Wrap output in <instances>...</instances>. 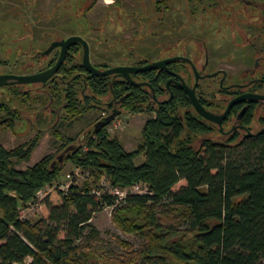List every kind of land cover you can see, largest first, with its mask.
Wrapping results in <instances>:
<instances>
[{
	"label": "trees",
	"instance_id": "trees-1",
	"mask_svg": "<svg viewBox=\"0 0 264 264\" xmlns=\"http://www.w3.org/2000/svg\"><path fill=\"white\" fill-rule=\"evenodd\" d=\"M81 58L80 45L73 46L59 71L55 102H67V118L75 120L92 108L88 94L121 98L125 113L152 116L130 152L107 128L76 144L53 126L49 131L65 155H47L18 170L15 161L30 160L44 131L12 150L0 145V264H26L27 259L29 264H264V131L224 134L196 113L183 89L171 85L168 93L165 72L133 75V81L149 82L156 96H168L152 106L144 87L120 76H89ZM184 67L183 62L172 65L179 74ZM254 108H248L244 123L251 124ZM259 122L264 126V116ZM138 158L143 162L136 164ZM64 163L87 173L86 180L47 196V215L40 220H22L21 209L60 180ZM104 177L122 189L146 183L152 194L131 195L116 205V197L100 191ZM106 207H113L111 220L121 232L141 239L139 249L116 240L122 256L100 259L92 247L80 244L83 238L98 240L90 222Z\"/></svg>",
	"mask_w": 264,
	"mask_h": 264
},
{
	"label": "flooded vegetation",
	"instance_id": "flooded-vegetation-1",
	"mask_svg": "<svg viewBox=\"0 0 264 264\" xmlns=\"http://www.w3.org/2000/svg\"><path fill=\"white\" fill-rule=\"evenodd\" d=\"M106 2L111 4L106 7L108 13H113L117 10V14H122L120 15L119 21H116L115 18H112V16L108 14L101 19L100 24L103 25L104 23H107L108 20H111L112 22H109L112 25L116 24L113 30L117 34H123L125 30H127V18L130 16H135L136 19L137 14L139 12L141 13L140 9L139 12H133L131 15H128L122 12V7L118 0H106ZM189 3L187 1V5L185 6L187 12L188 7L190 11V15L187 18L193 19V22L185 24L183 21H181L182 23H178L179 25H182V29L186 30L185 34H188L189 36L186 35L184 39H179L175 43V45L182 43L181 47L185 51L183 54L179 56L170 55L168 53L169 49L172 48V44L167 40V37L168 39L171 38L173 30L178 31L179 26H174L172 23V9L168 5V0H154L152 7L153 14H150L148 19L147 17H138V19H136L139 23L142 18L149 22V40H152L149 44V47H143L142 50L137 48L138 45L136 44L142 38V31L138 30V28L134 31V43L136 44L128 48L129 51L127 56L124 54H120L121 56L117 55L118 58L120 56L127 62L118 67L123 66L137 68L145 67L147 65L165 61L174 57L187 58L191 61V63L186 61H178L184 63L185 67L183 68V74H179L175 71V69H172V65L177 63L175 62L167 64L166 68L164 69L158 68L155 70L131 74V81H128L120 74H112L109 76H120L131 85L144 87L146 92L151 96L152 106L163 104L168 100V96H156V93H153V89L151 88L152 86L149 84V82H140L139 80L133 81V75L138 76L144 73L165 72L167 75H169V78L165 83V88L167 89L168 93L170 92L171 85L181 88L179 84L184 82L189 88H195V95L199 102L200 99H202V105L208 111L214 114L224 113L228 104L233 99H236L242 95L252 94L264 96V0H195L190 1ZM216 15L221 16V18L224 20L223 24L217 20ZM216 21L218 24L228 27L225 29L224 26V29L230 31V34L236 39L234 43L231 42L232 46H230V52L228 51V53L232 54L233 57H237V62H234L233 64L235 67H238V71L235 73L216 67V65L214 66V70L211 73L205 71L204 67L208 63L207 59H209L211 56L209 53V45L213 44V48L216 47L214 35L218 30L217 24L216 28L212 26L206 27V25L213 23L215 25ZM158 29H160L159 33H157ZM213 29L217 30H214L213 32ZM77 36L81 37L88 43L90 61L93 50V44L91 41H95L97 43L98 41L108 42L102 26L92 25L91 23H87L85 30L82 31V35ZM67 38L58 36L54 39V41L46 44V46H44L42 49L40 48L41 46L36 47L35 52H33V45H30L24 54H22V52L19 50L16 51V60L13 63L16 71L15 73L11 74L18 76L33 75L50 69L57 62L61 52V47L57 46L51 50L50 48L53 44L61 43ZM23 39V37L17 38L18 42L23 41ZM44 39V35H42V39L37 41V45H43L45 43ZM189 42L195 46H191L192 48L189 47V44H186ZM227 44L223 43V45ZM76 45H80L81 47V61L83 65V47L81 44L72 45L68 49V52L73 46ZM216 49L219 48H215V52H217ZM29 50H32L33 53L31 54ZM24 57H26L25 60L23 59ZM93 62L91 61V64L99 70L115 68H110L106 62L103 64H101V62ZM140 62L141 64H139ZM2 63L7 64L8 62L4 61ZM103 65H107V68H103ZM194 69L196 70L198 76ZM59 71L45 83L0 85L5 86L9 90L10 96H16V100L18 101V106H14L11 104L10 97L9 103L0 105V129L4 128L10 133H16V130L24 126L28 132L35 131V136L41 130L45 131L48 128L57 126L60 122V119L62 118L60 111H64V108L67 106V102H64L63 104H56L55 102V95L59 92V86L56 85L60 81ZM85 72L89 74L86 69ZM176 75L179 76L182 81L177 78ZM89 76L92 75L89 74ZM77 84H82V81L78 80ZM28 85L31 86V89H26ZM38 85L41 87H37ZM204 86L206 88H204ZM184 92L186 93L185 90ZM41 95H46L47 98L41 100ZM169 95L170 100L172 94ZM88 97L91 100L92 108L87 113L97 112L98 117L93 123L92 128L79 136L76 144L82 143L85 137L91 133L95 135L104 128L108 129L109 125H111L118 117L125 113L124 109L121 107V98L118 100L117 98L111 99L110 97H104L101 100L92 96V94H88ZM218 104H223L224 107L219 109L216 106ZM251 106H255L254 115L257 110H262L264 116V100H258L254 102L247 99L238 101L232 106L227 118L222 122L221 127L215 123L212 124L224 134L233 129V131H241L242 134L248 135L253 130V121L251 124H246L244 123L243 119L248 111V108ZM234 108H237L236 113L231 115V112ZM58 109L60 110L57 112ZM46 114H48L51 119L53 117V120H50L51 122L49 121V123H51L50 126L47 128L44 127V124L46 123ZM112 115H115V117L110 123L101 128H96L97 124L102 123L107 117ZM10 119H12V121H10ZM251 120H253V118ZM227 126L229 129L225 131L224 129ZM262 131H264V126L252 133Z\"/></svg>",
	"mask_w": 264,
	"mask_h": 264
},
{
	"label": "rangeland",
	"instance_id": "rangeland-1",
	"mask_svg": "<svg viewBox=\"0 0 264 264\" xmlns=\"http://www.w3.org/2000/svg\"><path fill=\"white\" fill-rule=\"evenodd\" d=\"M153 1L154 0H118L122 7V12L125 14L131 15L133 12H139L141 9V13L139 12L137 14L136 19H138V17H147L148 19L150 14H153ZM187 1L189 3L190 1L195 0H168V5L172 9V23L174 26H179L178 31L173 30L171 38L168 39L167 37V40L172 44V48L168 51L170 55L180 56L185 52L181 47L182 43L177 45H175V43L179 39H184L186 35L189 36L188 34H185L186 30L182 29V25L178 24L181 21L185 24L193 22V19L187 18L190 15L189 7L188 12L185 8ZM108 5L111 4H108L106 0H98L95 4H93V0H0V75H13L11 73H15L16 68H14L13 63L16 60V51L19 50L24 54L30 45H33V52H35L36 47L41 46L40 48L42 49L46 44L51 43L58 36L69 38L71 36L82 35V31L85 30L87 23L102 26L105 36L108 39V42L98 41L97 43L91 41L93 44L91 61H95L96 63L101 62V64L106 62L110 68L118 67L127 63L124 58L120 57V54L127 56L129 51L128 48L136 44L134 43L135 29L139 28L138 30L142 31V38L137 42L136 45H138V47H136L138 49L140 48V50H142L143 47H149V44L152 41L149 40V22L142 18L139 23L138 20L135 19V16H130L126 21L128 27L127 30H125L123 34H117L113 30L116 24L112 25L109 22L111 20H108V22L103 25L100 24L101 19L108 14L111 15L112 18H115L116 21L120 20V15L122 13L117 14V10L113 13H108L106 10ZM216 18L221 24L224 23L221 16L216 15ZM216 24L218 30L213 29V32L214 30H217V33L214 35L216 40L215 48L219 49H216L217 52H215L213 44L209 45V53L211 56L207 59L208 63L204 67L205 71L211 73L216 65V67L235 73L238 71V67H235L233 64L234 62H237V57H233L228 51L236 39L230 34V31L225 30L228 27L218 24L217 21L215 25L214 23L207 24L206 27L212 26L216 28ZM157 31V33H159L160 29ZM42 35H44L45 43L43 45H37V41L42 39ZM19 37H23V41L18 42L17 38ZM223 43L228 44L223 45ZM186 44H189V47L195 46L191 42ZM29 52L31 54L33 53L32 50H29ZM117 55H120L119 58ZM23 59L25 60L26 57ZM4 61L8 63H2ZM37 87L41 86L38 85ZM204 88L206 87L204 86ZM26 89H31V86L28 85ZM10 97L9 90L5 86H0V105L9 103ZM16 98V96L11 97V104L14 106H18ZM60 113L62 118L57 125L58 129L67 138L76 139V143L79 136L92 128L93 123L98 117L97 112H90L83 114L74 120L67 118L63 110H61ZM151 116L152 115L147 113H124L108 126L109 128L107 131L111 136L118 138L124 149L127 152H130L138 143L140 131ZM261 116H263L262 110H257L252 123V132L259 130L263 126L262 123L259 122ZM45 120L46 123L44 124V127L47 128L50 126L51 123H49V121L53 120V117L51 119L50 116L46 114ZM49 129L50 128L43 132L44 135L33 151L29 161L22 163H16L15 161L16 169L25 170L47 155H54L55 157L65 155V152H62V149L60 148V143L56 141ZM227 129H229L228 126L225 128V131ZM34 134L35 131L28 132L24 126L16 130V133H10L2 128L0 129V145L7 150H12L21 144L28 142L34 137ZM213 137L217 140L223 139L219 136ZM199 140H201L199 136L195 137V146H199ZM61 161L63 162V157L61 158ZM142 162L143 158H138L136 160V164ZM63 167L64 169L61 173L60 180L52 186H47L42 189L44 192L43 194L36 196L33 203L21 209L20 218L22 220L38 221L42 216H46L47 207L44 202L46 195H50V193L57 190L59 186L65 185L67 182V175L72 174L75 177L74 183L76 184H81L86 180L87 173H80V168L76 169L71 163H64ZM107 183L109 182L105 177L101 179V192L106 193L105 185H107ZM180 185H182L181 182L177 187ZM54 199L55 198L51 200L53 201ZM111 215L112 210L110 208H105L94 214L90 223L99 232L98 240L90 242L88 238H83L80 241V244L83 246L92 247L91 252L100 259H116L117 257L122 256L123 250L117 245L116 240L125 241L131 244L136 250L139 249L142 244L141 239L136 235H128L121 232L112 223ZM30 262L31 259H27L25 263L29 264Z\"/></svg>",
	"mask_w": 264,
	"mask_h": 264
},
{
	"label": "water",
	"instance_id": "water-1",
	"mask_svg": "<svg viewBox=\"0 0 264 264\" xmlns=\"http://www.w3.org/2000/svg\"><path fill=\"white\" fill-rule=\"evenodd\" d=\"M75 44H81L83 47V65L86 69V71L91 74L94 77H106L112 74H120L124 76L128 81H131V74H137L149 70H155V69H164L166 68L167 64L175 63L178 61H186L188 63H191V61L187 58L183 57H174L170 58L165 61L161 62H156L150 65H147L145 67H115L111 68L108 70H99L95 68L90 61V51H89V46L88 43L82 39L79 36H71L64 40L61 43L53 44L50 50L54 47L60 46L61 47V52L59 55V58L55 65L51 67L50 69L36 73L33 75H23V76H18V75H0V85H16V84H32V83H45L47 80H49L52 76H54L60 69L61 65L63 64L66 54L68 52V49ZM195 70V69H194ZM196 72V70H195ZM197 74V72H196ZM198 76V74H197ZM177 78H179L181 81L182 79L176 75ZM198 79V77H197ZM179 86L184 89L187 93V96L189 100L192 103L193 108L195 109L196 113L202 117L204 120L215 123L218 126H222V122L227 118L232 106L238 102V101H243V100H251V101H258V100H264V96H257V95H252V94H246L242 95L236 99H233L227 106L226 110L222 114H214L210 111H208L197 99L195 95V88H189L184 82H181ZM60 109L57 110V112ZM115 115H112L110 117H107L102 123L97 124L96 128H101L103 126H106L108 123H110L114 119ZM1 124V122H0ZM251 135V134H249Z\"/></svg>",
	"mask_w": 264,
	"mask_h": 264
},
{
	"label": "built area",
	"instance_id": "built-area-1",
	"mask_svg": "<svg viewBox=\"0 0 264 264\" xmlns=\"http://www.w3.org/2000/svg\"><path fill=\"white\" fill-rule=\"evenodd\" d=\"M80 173H81V171H80ZM66 178H67L66 179L67 180L66 184L59 186V188L57 190L66 192L68 190V188L70 187V185L74 184L75 177L72 174L71 175H67ZM105 187H106L105 188L106 189V194H108L110 196H114V197L117 198L116 205L119 204L120 202H122L124 199H126V197L131 196V195L152 194V192L150 191V189L147 186V184L143 183V182L137 183L135 185H132V186L124 188V189L119 188L117 186H113L110 183H107V185H105ZM43 193H44L43 190H41L37 194V196L40 195V194H43ZM95 193L97 195H100L99 192H95ZM46 197H47V195H46ZM113 207H115V206H113ZM113 207H106V208H110L111 210H113Z\"/></svg>",
	"mask_w": 264,
	"mask_h": 264
}]
</instances>
